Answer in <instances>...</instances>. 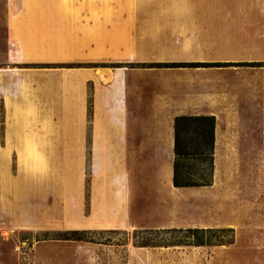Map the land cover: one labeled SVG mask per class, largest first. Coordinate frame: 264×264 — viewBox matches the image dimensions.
<instances>
[{"label":"rangeland","instance_id":"374dc122","mask_svg":"<svg viewBox=\"0 0 264 264\" xmlns=\"http://www.w3.org/2000/svg\"><path fill=\"white\" fill-rule=\"evenodd\" d=\"M32 3L64 7V13L48 15L69 28L73 52L86 53L87 58L97 54L98 58L42 61L37 66L98 68L104 72L127 68L132 72V84L144 86L147 100L160 94L178 101V68L145 67L140 63L178 62L184 57L207 63L243 62L234 60L255 53L252 47L240 44V37L232 34V29L223 27L224 22L229 25L239 21L240 0H0V67L5 65L8 47L15 49L7 38L6 22ZM236 67H202L207 69L198 72ZM213 77L215 82L210 78L206 89V75L200 73L199 90L216 92L217 75ZM236 89L227 84L225 92L230 100L225 99L219 110L222 126L230 131L226 137L234 153L225 146L221 148L216 184L195 191L193 214L200 222L248 224L256 237V257L264 264V135L260 137L257 131L251 134L256 140L247 136L243 139V135H239L242 140H233L240 131L237 126L246 119L241 107H236ZM250 119L255 127L261 123L259 115ZM246 130L252 132L254 128L248 126ZM25 145V155L8 157L9 174L17 182L14 177L1 180L0 206L4 211L0 213V264H178V246H136V230L178 228L177 190L134 204L125 220L118 219L121 206L111 210L108 200L99 198L96 212L103 220H92V158L87 156L84 219L78 202L84 158L56 155L53 144L50 155H31L30 141ZM32 179L38 181V189L32 188ZM14 187L16 197L11 191ZM112 211L113 220L108 219ZM73 231L81 239L62 238ZM248 239L243 235L240 244L245 245Z\"/></svg>","mask_w":264,"mask_h":264},{"label":"crops","instance_id":"0c3cea01","mask_svg":"<svg viewBox=\"0 0 264 264\" xmlns=\"http://www.w3.org/2000/svg\"><path fill=\"white\" fill-rule=\"evenodd\" d=\"M238 11L239 21L229 25L224 22L223 27L232 29V34L240 37V44L252 47L255 53L234 61H264V0H253V3L252 0H240ZM55 12L66 10L55 4H27L6 22L7 38L15 49L8 47L5 65L0 67V198L2 179L14 177L17 182L15 176L9 174L8 157L25 155V151L28 152L26 141H30L31 155L48 156L53 144L56 155L69 157L73 154L84 158L78 187L79 207L84 215L81 218H87L82 203L86 202L87 190L85 158L91 156L90 219L103 220L96 212L99 198H106L111 210L121 206L122 216L118 219L125 220L134 204L177 190L178 228L230 226L236 230L235 243L229 246H178V264H261L256 257V237L248 224L198 221L193 214L196 202L192 195L208 187L177 188L173 177L175 117L215 115L216 184L221 148L227 146V151L234 153L230 139L226 137L230 131L219 119L221 104L225 99L230 100L225 92L227 84L237 88L233 93L236 107L240 106V113L246 117L237 126L240 131L233 140H242L239 135H243V139L246 136L255 139L251 134L257 131L260 137L264 135V69L220 68L213 73L209 70L198 72L200 68H178V101L160 94L151 95L147 100L143 94L144 86L132 84V72L127 68L104 72L98 68L37 66L42 61L98 59L97 54L87 58L86 53L72 51L69 28L48 15ZM21 14L23 16H19ZM189 61L204 60L178 59V62ZM200 73L206 75V89L210 78L214 83L213 75H217L216 92L199 90ZM255 115L261 120L256 127L253 126L255 121L250 119ZM248 126L254 131L248 132ZM38 186V181L32 179V188L38 189ZM11 191L16 197L17 188ZM2 211L0 206V213ZM114 217L112 211L108 219ZM243 235L249 238L245 245L240 244Z\"/></svg>","mask_w":264,"mask_h":264},{"label":"trees","instance_id":"16d2710c","mask_svg":"<svg viewBox=\"0 0 264 264\" xmlns=\"http://www.w3.org/2000/svg\"><path fill=\"white\" fill-rule=\"evenodd\" d=\"M145 67H257L264 61L252 62H158L140 63ZM108 65H104L107 67ZM119 67V66H117ZM217 117L215 115H179L175 117V158L173 184L177 188L210 187L215 182ZM136 246H218L232 245L236 240L233 227L162 228L136 230ZM78 232L66 233V240L81 239ZM178 234L182 237L178 238Z\"/></svg>","mask_w":264,"mask_h":264},{"label":"bare ground","instance_id":"6f19581e","mask_svg":"<svg viewBox=\"0 0 264 264\" xmlns=\"http://www.w3.org/2000/svg\"><path fill=\"white\" fill-rule=\"evenodd\" d=\"M239 135V134H238ZM238 138V137H237ZM236 139V138H235ZM218 140V139H217ZM221 141V140H220ZM220 141H219V143H220ZM231 142V141H230ZM223 144V143H222ZM225 144H226V142H225ZM227 145H229V144H227ZM227 147V146H226ZM197 192V191H196ZM196 192H194V193H196Z\"/></svg>","mask_w":264,"mask_h":264},{"label":"built area","instance_id":"2783aa9c","mask_svg":"<svg viewBox=\"0 0 264 264\" xmlns=\"http://www.w3.org/2000/svg\"><path fill=\"white\" fill-rule=\"evenodd\" d=\"M18 249H20V247Z\"/></svg>","mask_w":264,"mask_h":264}]
</instances>
